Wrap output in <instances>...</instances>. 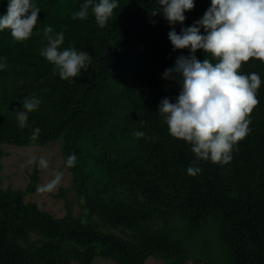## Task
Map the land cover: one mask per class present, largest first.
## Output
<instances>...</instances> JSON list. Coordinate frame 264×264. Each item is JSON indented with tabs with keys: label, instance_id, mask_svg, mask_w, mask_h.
Listing matches in <instances>:
<instances>
[{
	"label": "trees",
	"instance_id": "1",
	"mask_svg": "<svg viewBox=\"0 0 264 264\" xmlns=\"http://www.w3.org/2000/svg\"><path fill=\"white\" fill-rule=\"evenodd\" d=\"M41 8L32 36L18 42L0 31V172L2 144L44 146L60 140L64 166L82 201L83 213L55 217L25 201L39 179L34 166L24 189L0 187V264H215L192 255L188 245L215 221L224 264H264V62L250 58L239 71L257 72L259 103L249 114L250 132L225 164L199 161L201 173L187 174L195 159L190 145L169 135L158 103L175 101L178 84L162 79L178 55L157 0H119L103 28L89 8L74 17L84 0H35ZM8 0H0V15ZM183 27L200 19L210 0H194ZM64 33L63 47L86 51L87 70L72 83L59 77L40 55L44 29ZM179 33L181 25L176 24ZM203 32V29H201ZM200 60L211 55L197 50ZM215 63V61H213ZM26 97L41 100L20 128L15 111ZM39 138L31 140L33 129ZM144 132L143 137L134 135ZM75 153L74 167L66 166ZM63 195V193H59Z\"/></svg>",
	"mask_w": 264,
	"mask_h": 264
},
{
	"label": "clouds",
	"instance_id": "2",
	"mask_svg": "<svg viewBox=\"0 0 264 264\" xmlns=\"http://www.w3.org/2000/svg\"><path fill=\"white\" fill-rule=\"evenodd\" d=\"M157 13L168 22L167 33L172 50H188V55H178L174 64L162 73V79L178 84L179 93L174 102L165 97L158 103V112L167 125L169 135L190 145L195 159L187 168V174L201 173L199 161L225 164L232 160V152L239 141L250 132L249 114L259 103L257 92L262 84L259 73L239 71L243 62L250 58L264 62V0H210V6L202 17L191 26L183 27L185 12L194 8V0H157ZM119 0H84L74 17L86 19L91 14L101 28L107 25ZM41 8L35 0H8L6 14L0 15V31L8 29L12 38L23 42L32 36L38 24ZM181 25L179 33L175 25ZM203 29V32H201ZM44 29L47 45L40 53L53 65L61 79L69 83L87 70L92 63L91 55L74 47H61L64 33ZM197 50L210 54L211 59L200 60ZM215 61V63L213 62ZM7 68L5 58L0 57V71ZM22 108L15 111L18 126L29 127V114L37 110L41 100L26 97ZM40 129H33L31 140L39 138ZM143 137L144 132L134 133ZM75 153H70L66 166L74 167ZM28 163L48 168L49 161L33 156ZM63 173L40 186L38 191L58 190Z\"/></svg>",
	"mask_w": 264,
	"mask_h": 264
},
{
	"label": "rangeland",
	"instance_id": "3",
	"mask_svg": "<svg viewBox=\"0 0 264 264\" xmlns=\"http://www.w3.org/2000/svg\"><path fill=\"white\" fill-rule=\"evenodd\" d=\"M3 156L1 159L2 170L0 172V187L24 189L30 180L34 166L39 170V179L33 193L24 195L25 201H34L42 210L50 212L55 217H61L67 212V206L75 216L83 213L82 201L78 197L73 183L72 175L63 164L60 151V140L52 141L44 146H15L2 144ZM33 156L43 157L49 161L48 168H40L38 165L28 163ZM59 171L63 178L58 190L52 192H41L38 188L46 184ZM59 193H63L60 195ZM209 223L198 236L190 242L188 248L192 255L206 254L210 256L215 264H224L225 259L219 243L216 239L217 230L215 221ZM76 264V263H72ZM94 264H115L111 259L96 257ZM144 264H164L159 259L148 257ZM186 264H193L187 261Z\"/></svg>",
	"mask_w": 264,
	"mask_h": 264
}]
</instances>
